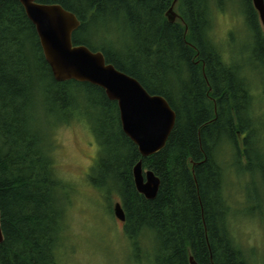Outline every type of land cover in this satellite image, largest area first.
Listing matches in <instances>:
<instances>
[{
	"label": "trees",
	"instance_id": "1",
	"mask_svg": "<svg viewBox=\"0 0 264 264\" xmlns=\"http://www.w3.org/2000/svg\"><path fill=\"white\" fill-rule=\"evenodd\" d=\"M37 2L73 13L81 23L74 45L102 52L166 99L177 119L166 147L143 159L122 131L117 103L91 84L56 82L20 1L0 0V264H62L70 196L53 160L55 133L76 118L92 125L100 147L91 186L108 200L118 196L137 264H260L235 242L224 165L230 151L231 168L264 180V119L256 114L264 29L252 0L243 17L256 102L246 65L228 63L212 37L216 0H177L175 23L166 17L174 0ZM139 161L160 179L152 200L136 190Z\"/></svg>",
	"mask_w": 264,
	"mask_h": 264
},
{
	"label": "rangeland",
	"instance_id": "2",
	"mask_svg": "<svg viewBox=\"0 0 264 264\" xmlns=\"http://www.w3.org/2000/svg\"><path fill=\"white\" fill-rule=\"evenodd\" d=\"M214 3L222 10L215 12L212 37L228 63L246 65L243 73L254 77H251L252 94L256 102L261 90L256 82L258 75L248 65L251 36L244 26V0H216ZM92 40L99 46L104 42L101 37ZM81 110L85 112V108ZM256 114L264 119V106H257ZM55 138L53 160L70 196L62 264H137L124 224L112 214L118 196L114 194L108 200L105 192L94 189L90 183L100 151L92 125L76 118L67 125H60ZM231 155L230 151L226 152L224 165L226 193L236 217L233 220L235 242L250 260L264 264V180L237 167L231 168Z\"/></svg>",
	"mask_w": 264,
	"mask_h": 264
},
{
	"label": "water",
	"instance_id": "3",
	"mask_svg": "<svg viewBox=\"0 0 264 264\" xmlns=\"http://www.w3.org/2000/svg\"><path fill=\"white\" fill-rule=\"evenodd\" d=\"M19 1L36 29L54 80L88 83L101 88L108 100L117 103L122 131L137 147L141 157L145 159L160 153L166 147L177 119L166 99L149 94L136 79L108 64L102 52L74 45L73 35L81 23L73 13L60 5H44L37 0ZM176 4L177 0H174L166 14L170 23L179 20ZM252 4L264 26V0H252ZM132 174L138 193L148 200L154 199L160 179L151 170H144L142 161L133 167ZM113 214L124 223L120 203L114 205ZM2 241L0 226V243ZM189 264L197 263L190 258Z\"/></svg>",
	"mask_w": 264,
	"mask_h": 264
}]
</instances>
